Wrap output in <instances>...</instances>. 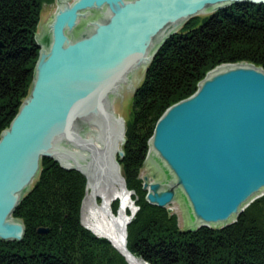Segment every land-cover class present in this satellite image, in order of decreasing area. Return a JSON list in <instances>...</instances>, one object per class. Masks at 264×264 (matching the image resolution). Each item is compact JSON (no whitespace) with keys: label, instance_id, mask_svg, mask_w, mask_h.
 <instances>
[{"label":"water","instance_id":"1","mask_svg":"<svg viewBox=\"0 0 264 264\" xmlns=\"http://www.w3.org/2000/svg\"><path fill=\"white\" fill-rule=\"evenodd\" d=\"M245 3L264 0H58L42 42L36 37L41 50L30 96L0 140V241L24 239L25 225L13 214L43 159L83 174L87 189L82 171L112 179L122 173L117 144L126 143L127 127L113 108L122 82L132 80L135 68L149 67L191 19ZM90 127L97 129L92 141ZM67 141L90 156L72 155ZM151 154L164 181L145 178L149 204L171 214L169 206L182 197L188 231L236 223L264 196L263 67L211 71L193 96L160 118L147 161Z\"/></svg>","mask_w":264,"mask_h":264},{"label":"trees","instance_id":"2","mask_svg":"<svg viewBox=\"0 0 264 264\" xmlns=\"http://www.w3.org/2000/svg\"><path fill=\"white\" fill-rule=\"evenodd\" d=\"M53 1L0 0V140L30 96L40 52L35 38L42 10ZM199 19L166 41L135 93L120 164L128 188L137 192L143 190L138 176L149 141L170 107L193 96L220 65L264 69V5H233L206 16L200 26ZM86 187L80 172L43 159L38 178L13 214L25 224L24 239L0 241V264H128L110 242L82 224ZM137 204L127 226V249L150 264H264V196L229 227H203L197 233L182 231L175 215L144 197ZM113 205L118 208V200ZM41 227L50 234L38 235Z\"/></svg>","mask_w":264,"mask_h":264},{"label":"bare ground","instance_id":"3","mask_svg":"<svg viewBox=\"0 0 264 264\" xmlns=\"http://www.w3.org/2000/svg\"><path fill=\"white\" fill-rule=\"evenodd\" d=\"M242 64H247V63H242ZM144 66L148 67L147 64H143V67ZM139 69L140 68H135L134 73L136 71H138ZM137 75H139V72ZM125 84H128L127 80H124L122 82V84L119 88L120 92L123 89V86ZM115 95L116 94H112L111 96L113 97ZM89 132H92V134H86V139L87 140L95 139L96 138L95 135L97 134V129L94 127H90ZM93 142H94L95 147L101 146V144L96 142V140H94ZM121 142H124V140H118L117 147L118 146L120 147ZM70 143L71 142H68V141L64 142V147H67L69 149L74 150L72 155H76L77 152L79 151V149L77 147H75V145L69 146L68 144H70ZM117 152H118V150H117ZM87 153L88 152L84 151V157H85V154H87ZM78 154H80V153H78ZM151 158H152V154H151ZM83 173L87 176V178L89 180V185H88V189L86 192V197H85L84 202H83V221H82L83 225L88 230L95 233L98 237H103V238L110 240L115 246H117V248L119 245L118 250L120 251L121 254L124 255V257L126 258V261L129 264H141V263H143V261H141L140 258L133 256L128 250H125V248H124V246L127 247V238H126L125 234L127 231V226L130 223V222L128 223V221L130 220L131 215H132V214L129 215L127 211L129 209L133 210L135 205H133L132 195L125 190V187L119 181L121 173L117 172V174H116L117 179L116 180L113 179V180H115V182L117 181L118 183H116L115 186H113L114 184L113 185L111 184L108 187L105 185H106V182H111L110 179L105 178L104 176H100V175L98 177L96 176L93 179V178H91L92 173H88L85 171H83ZM113 180H112V182H113ZM100 186L103 188L98 189L97 187H100ZM96 189H98V191H96ZM112 192L115 195L111 194ZM97 198H98V200L99 199L103 200L101 205L99 203L97 204ZM115 199L120 200V202H121L119 213L117 215H114L111 211V205ZM136 212H137V208H136ZM136 212L134 213L132 218H134ZM187 223H188V221H187ZM202 227H207V226H202ZM198 228H200V227H198ZM209 228H217V227H209Z\"/></svg>","mask_w":264,"mask_h":264},{"label":"rangeland","instance_id":"4","mask_svg":"<svg viewBox=\"0 0 264 264\" xmlns=\"http://www.w3.org/2000/svg\"><path fill=\"white\" fill-rule=\"evenodd\" d=\"M72 2L74 0H71ZM58 8V0H54L53 2L51 3H48L47 5L44 6L43 10H42V14H41V20H40V23H39V26H38V31H37V34H36V37L39 38V40L42 42L41 40V36L44 34V32L46 31L49 23L51 22L52 20V17L53 15L55 14L56 10ZM221 11V10H220ZM206 16H209V15H200V19H199V24L198 26L202 25L204 23V20L206 18ZM36 39V38H35ZM37 42V41H36ZM38 44V43H37ZM39 46V45H38ZM41 50V49H40ZM39 56H40V52H39ZM39 60V59H38ZM38 62V61H37ZM223 65H229V64H223ZM235 65V64H233ZM36 66H37V63H36ZM36 66H35V69H36ZM221 66V65H220ZM219 67V66H218ZM149 68V67H148ZM147 67H143V68H140L138 71H136L134 74H133V77H132V80L131 81H128V84H125L123 86V89L121 90L120 92V96L119 97H115L114 101H113V108H114V111H115V114L118 118H123L125 123H126V127H127V124L130 122L131 120V116H132V113H133V106H134V98H135V93L136 91L138 90V88L141 86V84L143 83V80L145 78V74H146V71L148 70ZM35 69H34V74H35ZM216 69V68H215ZM213 69V70H215ZM211 70V71H213ZM210 71V72H211ZM139 72V75H137ZM209 72V73H210ZM208 73V74H209ZM34 74H33V81H34ZM207 74V75H208ZM33 81H32V85H33ZM117 95V94H116ZM115 95V96H116ZM127 131V130H126ZM96 139V138H95ZM92 141V140H91ZM127 141V139H126ZM96 142H98L96 140ZM99 143V142H98ZM126 144V143H125ZM124 142H121L120 144V147L118 146L117 147V150L118 151H123L124 152V146H125ZM98 149L100 147H97ZM79 149V148H78ZM78 153H83V157H84V150L82 149H79V151L77 152ZM149 153V151H148ZM88 154V153H87ZM85 154V157H88L90 156L89 154L87 155ZM125 155V153H124ZM84 157V158H85ZM147 158H148V155H147ZM147 158L139 172V176H138V179L142 182V186H143V190H141V192H137L136 190L134 189H130L128 188L127 186V183L124 184V181H123V169H122V173L120 175V183L123 184V186L125 187V190L127 192H129L131 194V192H133L134 194H131L132 195V199H133V205L134 208L133 210H128V214L131 215V218L130 220L128 221L131 222L132 221V216L134 215V213L136 212V208L139 209L141 205L137 204V201L138 200H141L143 199L144 197V200L147 201V196L146 194L148 195V191L147 192H143V191H146L144 190V180L145 178H148V180L150 181V183L154 182V181H159V182H163L164 181V174L163 173H160V172H157L156 171V165H151V161H152V158L150 156L149 160L147 161ZM123 159V158H122ZM119 156H118V161H119V164H120V160H122ZM148 162V163H147ZM59 164V163H58ZM60 165V164H59ZM121 166V164H120ZM66 167V166H64ZM66 168H70V167H66ZM122 168V166H121ZM81 171V170H80ZM83 172V171H82ZM89 173V172H88ZM91 178H95L96 176L98 177L99 175L97 174H91ZM123 175V176H122ZM105 178H108V177H105ZM125 178V177H124ZM92 179V180H93ZM111 180V182H106V185L105 186H110L111 184L113 186L116 185V183H118L117 181L115 182V180L117 179V176L115 178V180H113L112 178H108ZM113 180V182H112ZM126 181V179H125ZM98 185V184H97ZM102 185V184H101ZM99 186V185H98ZM120 186V185H119ZM98 189L99 188H103V187H97ZM98 189H96V191H98ZM31 190V189H30ZM86 192H87V187H86ZM29 193V192H28ZM27 193V194H28ZM109 194V193H108ZM113 195H115L113 192L111 193ZM86 197V196H85ZM113 197V196H112ZM115 198V197H114ZM179 200H177L176 202H174L173 204H171L169 206V208L172 209V213L171 215H175L176 219H177V223H178V226L180 227V229L184 232H193V233H197L199 230H201L203 227H200L198 228L197 230H191V231H188V228H190L189 226V222L187 223L188 219H187V215H186V211H185V208H184V204H183V200H182V197H178ZM85 199V198H84ZM117 199L114 200V202H116ZM84 202V201H83ZM103 202L102 199H99L97 198V204L99 203L101 205V203ZM114 202L112 203L111 205V211L114 215H117L119 213V209H120V205H121V202L120 200H118V208H116V205H113ZM135 203V204H134ZM115 207V208H114ZM166 209V208H165ZM133 211V212H132ZM167 211H168V208H167ZM170 214V213H169ZM14 218V217H13ZM16 219V218H14ZM19 220V219H17ZM81 220L83 221V205H82V208H81ZM19 221H22V220H19ZM23 222V221H22ZM24 223V222H23ZM83 224V222H82ZM25 225V224H24ZM84 227V226H83ZM229 227V226H228ZM41 228H45V227H41ZM227 228V227H226ZM48 229V228H46ZM191 229V228H190ZM213 229H221V228H213ZM50 230V229H49ZM90 231V230H89ZM92 232V231H91ZM93 233V232H92ZM50 234V231L49 233ZM47 234V235H48ZM97 238L99 239H104V240H107L108 242H110L111 246L117 251L118 248H119V245H118V248L117 246H115L110 240L106 239V238H103V237H98L95 233H93ZM38 235L40 236H44V234H40L39 231H38ZM46 235V234H45ZM126 238H127V231H126V234H125ZM125 250H128L127 247H125ZM119 251V250H118ZM117 251V252H118ZM129 251V250H128ZM120 252V251H119ZM118 252V253H119ZM130 252V251H129ZM120 254V253H119ZM122 255V254H121ZM133 256L137 257V258H140L141 261H143L144 264H150L148 262L145 261L144 258H142V256L138 255L137 253H133L132 254ZM123 256V255H122ZM124 257V256H123ZM125 258V257H124ZM126 260V258H125ZM128 263V262H127ZM141 263V264H143ZM129 264V263H128Z\"/></svg>","mask_w":264,"mask_h":264}]
</instances>
